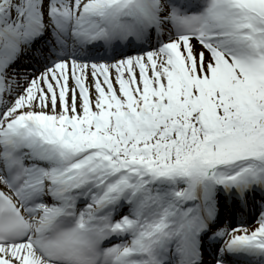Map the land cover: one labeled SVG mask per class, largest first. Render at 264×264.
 <instances>
[{
	"label": "snow or ice",
	"instance_id": "snow-or-ice-1",
	"mask_svg": "<svg viewBox=\"0 0 264 264\" xmlns=\"http://www.w3.org/2000/svg\"><path fill=\"white\" fill-rule=\"evenodd\" d=\"M0 264H264V0H0Z\"/></svg>",
	"mask_w": 264,
	"mask_h": 264
}]
</instances>
